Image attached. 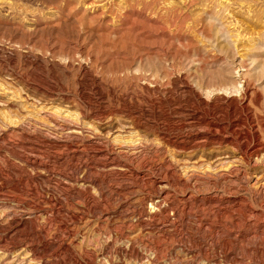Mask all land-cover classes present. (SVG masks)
Masks as SVG:
<instances>
[{
    "label": "rangeland",
    "instance_id": "374dc122",
    "mask_svg": "<svg viewBox=\"0 0 264 264\" xmlns=\"http://www.w3.org/2000/svg\"><path fill=\"white\" fill-rule=\"evenodd\" d=\"M0 264H264V0H0Z\"/></svg>",
    "mask_w": 264,
    "mask_h": 264
}]
</instances>
